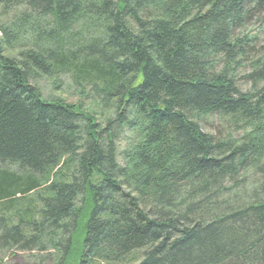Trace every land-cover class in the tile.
<instances>
[{
    "label": "trees",
    "instance_id": "obj_1",
    "mask_svg": "<svg viewBox=\"0 0 264 264\" xmlns=\"http://www.w3.org/2000/svg\"><path fill=\"white\" fill-rule=\"evenodd\" d=\"M256 16L264 0H0V264H264ZM65 74L92 109L33 83Z\"/></svg>",
    "mask_w": 264,
    "mask_h": 264
},
{
    "label": "rangeland",
    "instance_id": "obj_2",
    "mask_svg": "<svg viewBox=\"0 0 264 264\" xmlns=\"http://www.w3.org/2000/svg\"><path fill=\"white\" fill-rule=\"evenodd\" d=\"M242 33H248L252 36H257L259 39V44L264 45V17L263 16H256L246 28L241 30ZM247 70V69H245ZM239 84L242 89L249 90L252 89V84L249 83L247 80L243 79L241 73H239ZM37 85L40 90L42 91L43 95L48 99H62L69 103H81L86 108L89 107L92 109L90 104V99H87L80 93V91L76 88L74 82L71 80L68 74L62 75L56 79H51L47 77H40L33 82ZM103 109L98 108V112H102ZM105 112V111H104ZM102 114V113H101ZM202 129L206 132H209L217 137L227 138H240L243 131L238 130L237 128L230 125L227 121H224L223 118L216 116V115H205L198 119ZM121 141L119 144L120 150H125L129 147L130 139H133V133L129 131H125L121 135ZM10 170L19 171L12 165H7ZM77 236V235H76ZM80 236V235H79ZM78 236V237H79ZM78 237L75 239L76 243H79ZM36 254V253H32ZM32 254H20L19 259L10 261L6 256L3 258L4 261H10V263H17V264H53L52 260H48L47 257ZM140 253H134L130 256L126 262V264H138L141 260Z\"/></svg>",
    "mask_w": 264,
    "mask_h": 264
}]
</instances>
